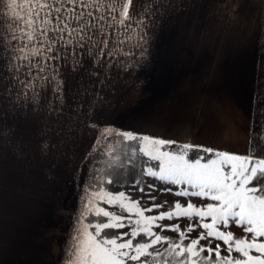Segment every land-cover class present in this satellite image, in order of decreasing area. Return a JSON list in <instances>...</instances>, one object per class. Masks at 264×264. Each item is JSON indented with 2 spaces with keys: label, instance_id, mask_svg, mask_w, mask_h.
Returning a JSON list of instances; mask_svg holds the SVG:
<instances>
[{
  "label": "rangeland",
  "instance_id": "374dc122",
  "mask_svg": "<svg viewBox=\"0 0 264 264\" xmlns=\"http://www.w3.org/2000/svg\"><path fill=\"white\" fill-rule=\"evenodd\" d=\"M46 2L53 5V8L39 10L36 9V0H17L19 7L9 9L5 0H0V264H65L70 255L73 225L89 199L94 205L131 217L133 221L138 218L135 210L127 212L118 204L109 205L98 199L95 194L101 191L113 194L125 192L127 196L138 200L141 208L150 207L154 202H168L163 208L146 211L145 216L158 215L169 205L174 207L176 201L184 206L189 200L198 206L216 203L196 196H176V191L188 188V185L166 184L143 174L150 167L159 171V161L139 151L141 147L151 151L152 146L140 140H124L117 132H133L138 137L149 136L197 145L194 138L205 129L206 144L210 146L202 145L204 147L242 156L253 146L257 152L264 149V114L259 109L253 114V81L256 61L260 57L264 5L259 6V10L258 6L249 4L239 9V17L248 13L244 9L249 12L253 9L252 15L260 19L259 23L257 21L260 30L254 38L256 52L252 69L248 68L246 62L243 68L221 70L225 74L228 72L229 77H215L208 74L214 70H206L203 76L204 71L201 69H157L156 63L150 60L151 47L164 45L165 37L160 31L157 32L158 37L155 31L153 34L151 24L145 29L149 34V62L138 69L124 71L121 66L135 59L125 53L134 52L139 55L140 49L136 47L139 29L134 21H125L124 25H120L112 20L113 16L119 18L118 5L116 11H111L114 0H99L98 5L87 9L76 6L78 11H92L94 16L105 17L100 21L109 40L105 53L112 50L114 54L105 55L101 62L110 64V69H94L87 48H78L74 44L64 46L61 41H57L55 48L59 49L61 57L67 56V60L48 59L56 53L47 51L50 41H44L40 35L44 27L41 21L46 12H51L55 23L57 14L54 8L60 7V4L55 3V0ZM141 2L133 0L134 5ZM29 4L39 12L38 16L30 11ZM64 7L72 6L66 4ZM29 18L33 20L31 26L28 24ZM47 27L49 37L61 35L51 30L52 25ZM160 30L165 34L164 26ZM29 33L32 34L31 40ZM62 35L65 40L69 39L67 32ZM15 49L23 51L15 52ZM33 49H39L40 54L33 55ZM13 54L28 57L13 61L20 68L19 73L6 70V63ZM73 56L83 62V68L75 73L69 66ZM29 60L32 67H22L28 65ZM37 62L41 67L46 66L44 72H39L35 67ZM54 67L59 68L65 80L62 107L61 101L57 99L58 94L53 91L56 86L51 79ZM93 70L99 76L89 75ZM249 74L252 77L249 78ZM14 75L19 76V82L13 79ZM181 80H189L188 88H197L198 93L195 95L193 92L189 96H196V101L189 100L188 96L183 99L177 93V82ZM193 81L200 83L194 84ZM172 88H175L174 95ZM97 93L102 99L90 118L89 105L94 102ZM37 97L39 104L34 105L33 101ZM171 97H174L173 102L169 100ZM193 103L197 107L189 111ZM170 104L173 107L174 124L180 118L177 114L182 111L190 114L192 124L194 121L193 137L189 138L191 141L182 138V128L174 130L173 123L167 122L168 115L171 116L168 114ZM179 104H184L182 110ZM81 105L82 108H79ZM34 107L37 108L35 112ZM57 108L61 109L60 112L55 111ZM107 128L116 131L106 133ZM42 144L49 146L45 149ZM176 147L164 146L161 151L175 150ZM200 155L207 158L210 154L201 152ZM110 179L112 183H108ZM138 180L142 183L137 184ZM148 185L154 187L149 188ZM141 187L144 188L143 192L140 191ZM165 188L172 191H161ZM150 196H155L156 201L151 200ZM107 219L97 217L93 212L83 222L94 225L100 220L107 222ZM123 223L126 227L110 231L130 233L128 220L125 219ZM157 223L178 224L181 231L189 224L201 225L187 234L188 239L183 242L187 245L191 238L206 232L202 223H211V217H205L203 221L199 217L192 220L178 217ZM217 227L221 231H232L235 236L252 235L244 233L232 221L227 229L220 225ZM153 231L160 230L154 226ZM162 235L176 238L177 241L179 239L177 232L166 230ZM130 238L124 236L123 240ZM209 239L213 241V247L221 245V256H224L227 246L223 241ZM258 242H264V237H259ZM206 243L205 240L200 241L201 245ZM164 246L161 244L156 247L163 250ZM251 254L260 255L254 250ZM232 255L240 254L233 251ZM166 259L170 261L171 258ZM127 264L138 262L128 261ZM156 264H164V260L157 258Z\"/></svg>",
  "mask_w": 264,
  "mask_h": 264
},
{
  "label": "snow or ice",
  "instance_id": "6c2138e0",
  "mask_svg": "<svg viewBox=\"0 0 264 264\" xmlns=\"http://www.w3.org/2000/svg\"><path fill=\"white\" fill-rule=\"evenodd\" d=\"M5 2L9 9L19 7L17 0H5ZM261 2L264 5V0ZM55 3L60 4V7L54 8L57 14L54 18L55 23H53L51 12H46L41 21L44 27L40 35L44 37V41H50L47 51L56 53L48 59L60 60L63 58L67 60V56L61 57L59 49L55 48L57 41H61L64 46L74 44L78 48H87L88 55L93 60L94 69H110V64H102L101 62L105 55L112 56L114 54L112 50L105 53V49H108L109 46V40L103 24L100 23L105 17L102 15L94 16L92 11H78L76 8L79 5L81 9H87L92 5H98L99 0H55ZM66 4L72 7L65 8ZM117 5L119 6V18L113 16L112 20L120 25H124L125 21H134L139 29V40L136 45L140 49L139 55L137 56L134 52H126V55H131L135 59L132 63L121 67L124 71L138 69L149 62L147 48L149 34L145 29L154 22L151 18L156 15H164L166 8L175 7L179 9L183 5L177 3L176 0H142L137 5H134L133 0H114L111 11H116ZM45 8L52 9L53 5L48 4L46 0L44 2L36 0V9ZM130 8L132 9L131 12ZM29 9L33 11V14L39 15L38 11L33 10L31 4H29ZM97 10H99L98 7ZM13 18H17L15 14H13ZM28 24L30 26L33 24L31 18L28 19ZM48 25H52L51 30L61 35L49 37L47 35ZM61 25L63 26L61 27ZM127 27H131V25H127ZM65 32L69 37L67 40L62 35ZM31 39L32 34L29 33V40ZM260 44V57L256 61L253 81V114L256 113L257 109L264 114V29H262ZM22 51L23 49H15V52ZM32 52L33 55L40 54L39 49H33ZM24 59H28V57L13 54L11 60L6 63V70L10 73H19L20 68L16 67L13 61ZM69 66L71 71L75 73L83 68V62L73 56ZM22 67L31 68V61L29 60V64L22 65ZM35 67L39 72H44L46 66L41 67L40 63L37 62ZM89 75L99 76V73L93 70ZM13 79L19 82L18 75H14ZM51 79L55 81L56 86L53 91L58 94L57 99L61 101L62 107L65 80L59 68H53ZM101 99L102 97L97 93L94 102L89 105L88 115L90 118L95 113L97 104ZM33 104H39L38 97L33 101ZM78 107L82 108V105ZM60 110V108L55 109L56 112H60ZM33 111H37V108L34 107ZM115 131L111 128L105 129L106 133ZM116 134L122 136L124 140H140L152 146L151 151L143 147L139 148V151L150 156L151 159L159 161L157 166L159 171H154L150 167L143 174L166 184H187L188 188H182L174 193L176 196H196L216 203L198 206L189 200L184 206L176 201L174 207L169 205L165 211L158 215L145 216L146 211H152L153 208H163L168 202H154L150 207L141 208L139 201L127 196L125 192L113 194L101 191L96 193L98 199L106 201L109 205L118 204L122 210L127 212L135 210L138 218L133 221L131 217L100 208L89 199L73 225L70 237V255L65 260V264H127L128 261L138 262V264H156L157 258L164 260V264H264V242H258L259 237H264V149L257 152L253 146L250 147L246 155L242 156L202 145L180 144L175 140L149 136L138 137L133 132H117ZM171 145H176V149L161 151L164 146ZM48 146L42 144L45 149ZM201 152L210 155L206 158L204 155H200ZM108 183H112V180H108ZM141 183L142 181H137V184ZM148 187L152 188L154 185H148ZM140 191L143 192L144 188L141 187ZM161 191L171 192L172 189L165 188ZM150 199L156 201L155 196H150ZM93 212L97 217L108 218L107 222L100 220L94 225L85 224L84 219ZM178 217H185L189 220L199 217L201 221L205 217H211V223H202L206 232H200L198 236L191 238L190 242L185 245L183 242L188 239L187 234L201 225L189 224L184 231H181L178 224L157 223ZM125 219L131 225L130 233L110 231L126 227L123 223ZM230 221L237 227H241L244 233L252 235L235 236L232 231H221L217 227L220 225L227 229ZM154 226L160 231L154 232ZM90 228L93 230L90 231ZM166 230L177 232L179 234L178 241L176 238L162 235ZM124 236L131 238L124 241ZM137 237L140 239L136 240ZM209 238L223 241V244L227 246L224 256H221V245L216 244L213 247V241ZM134 240H136L135 244L133 243ZM201 240H205L207 243L201 245ZM161 244L165 245L163 250L156 247ZM253 250L260 255H252ZM233 251L240 255L233 256ZM205 253L206 255H202ZM166 258L171 259L169 261Z\"/></svg>",
  "mask_w": 264,
  "mask_h": 264
},
{
  "label": "crops",
  "instance_id": "0c3cea01",
  "mask_svg": "<svg viewBox=\"0 0 264 264\" xmlns=\"http://www.w3.org/2000/svg\"><path fill=\"white\" fill-rule=\"evenodd\" d=\"M176 2L181 3L183 7L166 8L164 15L151 18L154 22L157 21L155 24L151 23L153 34L155 31L157 36V32L160 31L165 37L164 45L156 44L151 47L150 60L156 63L157 69L164 67L201 69L204 71L203 76L206 75V70H214L209 71L208 74L215 77H229L228 72L225 74L221 70L243 68L246 62H248V68L252 69L256 52L254 38L260 30L257 24L260 19L252 15L253 9L250 12L244 9L248 13L239 17V9L249 4L258 6L259 10V6L262 5L261 0H176ZM161 22L163 24L159 25ZM162 26H164L165 34L162 33L163 30H160ZM250 74L249 78L252 77ZM177 83L179 86L176 91L183 99L188 96L189 100L196 101V96L189 97L193 92L195 95L198 93L197 88H188L189 80H181ZM193 83L198 84L200 81H193ZM172 90L174 95L175 88ZM169 100L173 102L174 97ZM195 104L190 106L189 111L197 107ZM171 105L168 113L171 116L168 115L167 122L173 123L174 130L182 128V138L191 141L189 138L195 127L194 121L192 124L190 114L182 111L177 114L180 118L174 124L172 117L174 112L171 110L173 108ZM182 105L184 104L178 105L180 109ZM200 132L194 138L195 143L210 146L206 144V130L203 129Z\"/></svg>",
  "mask_w": 264,
  "mask_h": 264
}]
</instances>
